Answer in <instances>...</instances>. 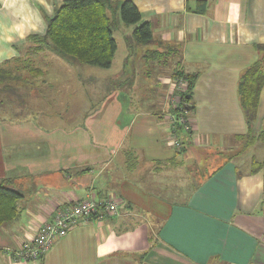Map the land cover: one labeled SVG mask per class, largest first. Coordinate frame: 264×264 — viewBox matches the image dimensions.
Returning a JSON list of instances; mask_svg holds the SVG:
<instances>
[{"label": "crops", "instance_id": "0c3cea01", "mask_svg": "<svg viewBox=\"0 0 264 264\" xmlns=\"http://www.w3.org/2000/svg\"><path fill=\"white\" fill-rule=\"evenodd\" d=\"M63 1L0 0V65L25 56L28 37L44 36L47 19ZM133 2L153 39L133 53L121 47L123 62L134 54L146 60L152 51L168 52L170 61V66L150 61L152 93L139 101V108L118 90L122 84L112 91L108 83L107 96L81 110L75 97L84 88L79 86L84 67L67 60L76 69L66 71L57 64L46 72L42 57L43 65L36 64L39 71L33 76L41 77L37 87L22 88V100L27 103L33 94L44 100L55 91L67 95L55 101L64 110L60 113L54 104L53 112H39L17 124L0 119L6 120L0 122V181H11L23 196L18 217L0 226V264H264V167L255 173L250 168L239 177V152H234V142L247 132L237 83L258 58L257 45H264V0ZM130 28L125 29L128 34ZM117 51L118 46L113 62ZM113 62L102 71L88 69L86 85L93 86L97 77L105 86ZM174 70L196 75L187 131L176 129L168 118L174 107L168 97ZM21 87L13 85L15 90ZM73 105L87 112L80 123L69 112ZM46 124L57 127L45 129ZM263 127L264 84L253 131ZM10 142L29 150L21 156L4 152L3 144ZM129 150L136 160L133 169L125 160ZM222 152L231 156L217 163ZM195 162L201 163L200 178L172 170L185 163L190 172ZM89 197L114 200L117 213L80 221L35 262L16 259L15 251L56 209Z\"/></svg>", "mask_w": 264, "mask_h": 264}, {"label": "trees", "instance_id": "16d2710c", "mask_svg": "<svg viewBox=\"0 0 264 264\" xmlns=\"http://www.w3.org/2000/svg\"><path fill=\"white\" fill-rule=\"evenodd\" d=\"M116 11H119L123 26L133 28L130 40L126 42L132 53L137 46H146L152 41V30L148 23L141 22V15L133 0H64L57 6L53 16L47 19L44 36L32 35L28 37L29 45L25 56L0 65V93H2L0 95L10 100L16 95L19 96L22 88L26 90L27 87H37L38 77L33 76L39 70L34 63V57L40 56L39 54L44 51L53 52L58 57L79 65L99 69L110 68L117 49L113 35ZM256 48L259 56L239 76L237 94L247 126L246 134L240 137L246 136L249 142L253 140L262 144L264 143V127L255 133L253 123L259 94L264 84V45H257ZM173 52L176 55L177 49H174ZM148 54V58L160 60L163 56H167L168 52L152 51ZM23 70L30 74L21 76L15 73ZM172 78L173 80L182 79L185 82V87L177 93L178 101L171 112L186 119L187 115L193 112L192 93L196 75H185L174 70ZM9 83L11 84L9 85ZM13 85L22 87L15 90ZM1 101L0 105H3ZM174 124L178 125L175 127L176 129L183 127L179 123ZM175 128H173V132L176 131ZM125 154L128 169H133L134 163H136L135 158L132 157L134 152L129 150ZM263 167L264 160L261 163L252 160L250 173H255ZM10 182L9 180L0 181V226L12 222L18 217L17 203L23 198L22 194L13 187L6 186H11ZM99 214L105 213L100 212Z\"/></svg>", "mask_w": 264, "mask_h": 264}, {"label": "rangeland", "instance_id": "374dc122", "mask_svg": "<svg viewBox=\"0 0 264 264\" xmlns=\"http://www.w3.org/2000/svg\"><path fill=\"white\" fill-rule=\"evenodd\" d=\"M117 16L115 19V23H114V27H113V35L114 38L116 40L117 46H118V51L117 54L115 56V60L113 62V67L111 68V70H109V78L104 79L103 81L105 82V86L104 84L101 85V80L98 81L99 78L96 77V80H91L94 81L93 82V86L92 84H88L89 87L86 85V77L89 76L91 73L87 72L88 69H92L90 66H85V65H80L81 67H84L82 70L79 71V74L82 76V78L84 79V81H82L80 83L79 86H83V89H80V93L79 95H77L75 97V99L77 101H80L79 103L77 102L78 105H80V109L81 107H86L87 105H97L99 103V101H101L102 98H104L105 96H107L106 91L109 90L108 87H106V84L110 83L111 84V88L112 91L117 89L116 85L118 86V83L121 85L122 87H118V90H120L121 92H125L127 93L128 99L132 100L133 103L138 104L139 101L142 100H148V98L151 96L152 93V89H150L151 85H152V81L154 80V78L152 76H148L149 75V68L150 65L152 64L150 61L151 60H157L160 61V63L162 65L167 64L168 66H170V61L169 59H167V56H163L160 60L158 59H150L147 58L146 60L143 58L138 59V56L136 57L135 54L131 55L128 58V62L124 63L123 62V57H122V53L119 52V50L121 49V47L126 48L127 44L126 42L130 40V34L131 32L128 34L126 32V28L125 26H123V24L121 23L120 17H119V11H116ZM131 27V26H130ZM129 27V28H130ZM127 28V29H129ZM130 29H133L132 27ZM52 54V53H51ZM50 53H45L43 52L40 56H36L34 57L35 60V65H43V58H45L46 61V72H53L55 69L54 66H56L57 64H61V66H63L65 68L66 71H69L70 69H76V67L71 64L68 63L66 59H57L54 60L53 55H51ZM48 60V61H47ZM54 61V62H53ZM169 61V62H168ZM52 64L48 67L49 64ZM141 63V64H140ZM120 66H125L124 68H126V70H119ZM137 66H141L142 70L139 72L137 70ZM122 68V67H121ZM97 69L96 71H102L98 68H94ZM151 74V73H150ZM107 75V74H106ZM124 75H127V78L124 77ZM131 77L133 79H131ZM41 78V77H39ZM38 78V79H39ZM81 79V78H80ZM51 81V80H50ZM175 81V80H173ZM125 84V85H124ZM100 85V86H99ZM106 87V88H103ZM108 86V85H107ZM172 88V87H171ZM179 90V89H177ZM180 92V90H179ZM2 94V93H0ZM16 94V91H15ZM22 93L21 91L19 92V96H15L14 98L11 99V102H8V98L6 97V99L4 98L3 95H0V101L3 103V105H0V119L1 118H11L15 122L16 124L19 123L21 121V119L23 120H28V119H33V117H35V115L33 116V114H38L43 113V112H53V110L55 109V105H57V107H59V112L61 113V110H64V106L56 103V99L59 98V101H62V99L67 98V95H63V93H59L58 95H55V91L53 92H49L47 93L46 96H44V100L40 99V97L38 95L33 94V96H31V98L28 100V102L25 103L22 100ZM27 96V95H26ZM25 96V97H26ZM29 96H27L28 98ZM170 100L172 99L173 93L172 90L169 89V96ZM46 98L48 100H46ZM87 98L89 99V102L87 104ZM73 99V100H75ZM83 99H85V101H83ZM47 101H50L52 103H48ZM76 104V105H77ZM24 105V106H23ZM76 105H73L72 107L74 108L73 110H69V112H72L71 114H77L78 116L75 118V122L80 123L82 119V117L84 116V113L87 114V112L85 111H76L75 107ZM45 106H49V108L53 107V109H43L41 111V107H45ZM134 106V105H133ZM141 105H136L134 106L135 108H139ZM175 107V105H172ZM13 108V109H9ZM31 108V110H30ZM83 110V109H81ZM30 113L27 115V113ZM91 112V111H90ZM172 114V113H171ZM174 114V113H173ZM27 115V116H24ZM0 122H6V120H0ZM44 126L45 129H53L54 127H57V125H42ZM235 145L237 146L236 150L234 152H239V157L237 159L238 161V169H237V173L239 177H242L243 174L245 173L246 170L251 168V162L252 160L258 163H261L262 160L264 159V143H260V142H255L253 140H251L250 142L248 141V138L246 136H242L240 137V139L236 140ZM4 146V152H7L9 154L11 153H16L19 154V156H21V154L24 153L25 150H29V148L26 146H22L19 143L16 142H10L8 143V145L3 144ZM237 153H235L236 155ZM220 155H222L220 157ZM219 157L217 158L216 162L219 163L221 162V160H224L227 157H230L231 155H227V153L222 152V154H220ZM227 155V156H226ZM225 157V158H224ZM236 156H234L233 158H235ZM203 161L205 160L204 157L201 158ZM199 160V159H198ZM210 160H213V158L211 157ZM200 164L201 163H193L191 164V169L190 172L187 171L186 169V164L182 163L181 166L179 167H174L172 170H174V172L177 175H186V174H190L192 176H196V175H200L199 172H201V168H200ZM176 166V165H175ZM171 168V167H170ZM184 170V173L182 174V171ZM22 176L24 175L23 173L21 174ZM201 175L198 177L200 178ZM36 185L38 184L37 181L35 180ZM7 187L12 188L10 185H6Z\"/></svg>", "mask_w": 264, "mask_h": 264}, {"label": "built area", "instance_id": "2783aa9c", "mask_svg": "<svg viewBox=\"0 0 264 264\" xmlns=\"http://www.w3.org/2000/svg\"><path fill=\"white\" fill-rule=\"evenodd\" d=\"M185 82L182 79H176L172 84L173 96L171 104L176 105L178 101L177 93L183 90ZM179 89V90H177ZM171 124L179 123L187 131L189 125L183 116L170 114L168 116ZM103 212L108 215L117 213V203L112 199L98 200L94 198H85L77 203L64 208L56 209L50 221L44 222L36 230L35 235L21 244L15 251L16 259L22 263H30L39 260L52 247L55 240L63 238L80 221L90 219L94 215Z\"/></svg>", "mask_w": 264, "mask_h": 264}]
</instances>
